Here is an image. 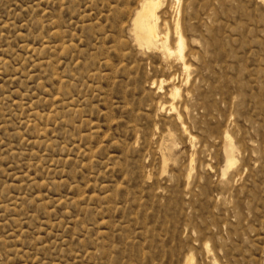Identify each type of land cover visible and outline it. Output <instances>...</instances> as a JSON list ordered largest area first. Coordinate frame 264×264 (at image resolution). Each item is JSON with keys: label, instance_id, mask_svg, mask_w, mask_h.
Listing matches in <instances>:
<instances>
[{"label": "rangeland", "instance_id": "374dc122", "mask_svg": "<svg viewBox=\"0 0 264 264\" xmlns=\"http://www.w3.org/2000/svg\"><path fill=\"white\" fill-rule=\"evenodd\" d=\"M141 2L0 0V264H264V0H162L185 87Z\"/></svg>", "mask_w": 264, "mask_h": 264}, {"label": "bare ground", "instance_id": "6f19581e", "mask_svg": "<svg viewBox=\"0 0 264 264\" xmlns=\"http://www.w3.org/2000/svg\"><path fill=\"white\" fill-rule=\"evenodd\" d=\"M176 2L179 3V0H176ZM162 6H163L162 0H142L141 5L136 10L133 21H132V33H133L132 35L134 37V41L136 42V45H138V47H139V50H140V48H144L143 50H145V49H148V50L156 49V52H157V49H158L159 50L158 52L161 53L162 57L165 60L172 61V62L175 61L178 64V68H179L178 70L180 72V76H181V74H182V76L186 75V78L182 79V81H181V86L183 85L185 87V85H188L189 80L191 78L189 77L190 65L188 64L189 62H186V60H185V50H186L187 45H186V41H185L186 36L184 37L183 32H182V27H181V25H182L181 24V22H182L181 21V10H178V12H176L177 13L176 17L174 18V21H172V22H174V33H173L174 38L172 37L174 39V42H171L172 40L170 39V31H169V28L167 27V22L162 21L160 18V10H161ZM183 25H184V23H183ZM170 26H172V25H170ZM161 27L163 29H161ZM149 52H151V51H149ZM189 53H191V52H189ZM162 57H159V58H162ZM173 68H174V66H173ZM168 73H169V71H168ZM173 73H176V72H173ZM190 74H191V72H190ZM169 75H171V74H169ZM172 82H173L172 76H170L166 79L160 80L158 89L160 91V90H164V87L166 88L165 91H166V95H167V98L169 99V101L164 103V104L163 103L159 104L158 107L161 110L160 112L165 110L170 116L171 115L173 116L175 123H177L181 129L182 133H180V137H181V134H183L184 136H186L188 142L190 144H193L196 142V139L194 136L191 135L192 133L191 134L189 133L188 129L185 127L184 123L182 122L181 114H180V112H178V109H181V108H178L177 107L178 104L176 103L177 99L180 97V94H181V86L180 85L179 86L173 85ZM186 92L187 91L185 90V93ZM164 100H166V99H164ZM182 102H183V99H182ZM180 107H182V105ZM185 113H186V111H184V114ZM224 139H225V141H227L228 136L225 135ZM225 141H224V143H225ZM227 145H229V144H227ZM190 146H192V145H190ZM193 146H194V144H193ZM165 152H166V150H165ZM225 157H226V155H225ZM207 252H209V249L207 250ZM193 261H194L193 257L188 256L185 264H192ZM215 264H219V263H217V261H215Z\"/></svg>", "mask_w": 264, "mask_h": 264}]
</instances>
